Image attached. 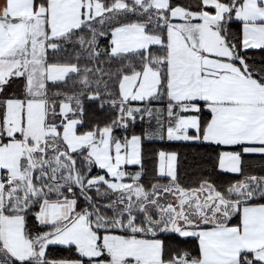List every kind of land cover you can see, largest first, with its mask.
Instances as JSON below:
<instances>
[{
	"label": "snow or ice",
	"instance_id": "snow-or-ice-1",
	"mask_svg": "<svg viewBox=\"0 0 264 264\" xmlns=\"http://www.w3.org/2000/svg\"><path fill=\"white\" fill-rule=\"evenodd\" d=\"M0 264H264V0H0Z\"/></svg>",
	"mask_w": 264,
	"mask_h": 264
}]
</instances>
